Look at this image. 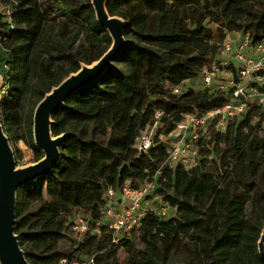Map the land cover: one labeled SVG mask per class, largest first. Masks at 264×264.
I'll list each match as a JSON object with an SVG mask.
<instances>
[{
	"label": "trees",
	"instance_id": "obj_1",
	"mask_svg": "<svg viewBox=\"0 0 264 264\" xmlns=\"http://www.w3.org/2000/svg\"><path fill=\"white\" fill-rule=\"evenodd\" d=\"M0 7V76L8 84L0 117L8 136L23 139L37 162L44 156L33 137L37 104L83 64L97 61L112 38L92 0H0ZM107 9L126 20L127 45L102 77L54 112L53 135L66 133L60 160L18 190L15 231L30 264H121L124 245L128 264H166L177 234L191 245L187 264H264L263 221L256 214L264 209V136L254 124H238L255 110L263 115L264 105L251 104L225 131L212 124L207 140L197 139L203 159L198 151L191 168L167 165L172 145L159 140L185 114L230 101L229 91L206 86L197 92L184 82L216 59L228 32L264 41V0H108ZM176 86L183 90L174 93ZM157 110L163 115L156 144L141 152L137 138L154 124ZM152 178L155 195L174 210L144 219L136 229L142 247L130 242L132 231L115 242L104 229L101 236L84 234L79 254L51 248L75 210L97 220L110 188L127 182L140 188Z\"/></svg>",
	"mask_w": 264,
	"mask_h": 264
},
{
	"label": "built area",
	"instance_id": "obj_2",
	"mask_svg": "<svg viewBox=\"0 0 264 264\" xmlns=\"http://www.w3.org/2000/svg\"><path fill=\"white\" fill-rule=\"evenodd\" d=\"M6 13L11 20V9H6ZM236 32L234 38L226 37L223 41L221 57L201 73L206 86L229 91L231 99L207 112L184 115L183 121L171 133L179 137L171 146L166 161L171 168L178 164L187 168L197 165L198 149L193 147V142L200 134L196 128L206 133L214 124L218 130L225 131L227 122L245 113L251 104L264 105V41L254 43L249 32ZM182 90L183 86H176L173 92L180 93ZM162 115L163 112L157 110L154 124L141 131L136 142L139 151L146 152L156 144ZM156 186V180L152 178L140 188H134L128 182L118 191L110 188L103 215L92 220L88 215L78 213L72 229L80 235L92 233L97 236H101L104 229L110 230L117 242L122 234L138 229L149 215L170 216L174 208L155 195Z\"/></svg>",
	"mask_w": 264,
	"mask_h": 264
},
{
	"label": "water",
	"instance_id": "obj_3",
	"mask_svg": "<svg viewBox=\"0 0 264 264\" xmlns=\"http://www.w3.org/2000/svg\"><path fill=\"white\" fill-rule=\"evenodd\" d=\"M108 0H92L96 19L105 27L111 38L109 49L92 64H83L77 72L64 78L37 104L33 117V137L44 156L27 166L17 164L11 139L5 132L0 117V264H30L15 231L18 190L21 186L47 175L57 166L61 145L66 133L53 135V114L77 90L96 82L127 45V22L107 9ZM2 77L0 76V87ZM258 249L264 257V226L258 241ZM187 264V263H176Z\"/></svg>",
	"mask_w": 264,
	"mask_h": 264
},
{
	"label": "rangeland",
	"instance_id": "obj_4",
	"mask_svg": "<svg viewBox=\"0 0 264 264\" xmlns=\"http://www.w3.org/2000/svg\"><path fill=\"white\" fill-rule=\"evenodd\" d=\"M4 2V0H2ZM2 15V9L0 7V16ZM231 32H235V31H230L228 33ZM221 49L219 50V53L217 54V57H221ZM2 77V76H1ZM184 88L188 89V88H192L197 92H205L206 90V85L203 83L202 81V77L201 75H198L197 77L191 79V80H187L186 82H184ZM8 89V84L7 82L4 81L3 77H2V85L0 87V99H1V95L6 92ZM26 111H28V108L26 109ZM263 113V112H262ZM241 122H244L245 125H249V124H254L258 127V132L261 136H264V114L261 115L260 113L258 114L257 110H255V112H252L251 115L247 118H245L244 120H238V124H240ZM214 126H210L207 134L205 132H203L202 130H200V128H196L197 131L200 134V138H204L205 140H207L208 138V133L211 131V129H213ZM163 139L159 137V140H164L168 146L170 147V142H176L179 137H177L176 140V135H173L172 137H168L165 138V135H162ZM11 137V136H10ZM11 139V143L13 145L14 151H17V164L21 167L23 166H27L31 163H35L36 159H35V153L34 150L32 148H30L26 142L21 139V140H17L15 141L13 138ZM175 140V141H174ZM199 140V139H198ZM195 140L193 142V147L197 148L199 151V141ZM212 148V147H211ZM199 155H200V151H199ZM203 157H201L200 155V160H202ZM161 175V172H159L158 177L156 176L155 178H157V180L159 179ZM253 207H251L252 210ZM78 213H84L83 211L80 210H75L74 214H78ZM73 214V215H74ZM258 216L257 218H260L263 221V226H264V209H261V211L259 209H257V213ZM72 215V216H73ZM70 216L71 218H69V220H67L64 223L63 226V230L62 232H60V235L57 236L56 239H54L50 245L51 248H55L58 247L60 249V251H62L63 253H75V254H79L81 251V245L80 242H82L81 240H83L84 238V234L80 235L76 232H74V230L72 229V225L70 226L69 221L70 219L72 220L73 217ZM255 216V214H254ZM63 234V235H61ZM139 235L140 232L139 230H135L132 231L131 233L128 234V238L130 240V242H134L137 245H139L140 247H142V245L139 243ZM172 246H173V253L172 255L168 258L167 263L166 264H176V263H180L189 258L190 253H191V245L189 243V240L187 239V237L181 235V234H177L173 239H172ZM128 248L127 246H122L119 250L118 253V259L120 260L121 264H128V252H127ZM83 258H86V256H83ZM67 261L66 260H61V262L59 264H66ZM165 262H162V264H164Z\"/></svg>",
	"mask_w": 264,
	"mask_h": 264
},
{
	"label": "crops",
	"instance_id": "obj_5",
	"mask_svg": "<svg viewBox=\"0 0 264 264\" xmlns=\"http://www.w3.org/2000/svg\"><path fill=\"white\" fill-rule=\"evenodd\" d=\"M238 32H231V33H227V38H234L236 36ZM173 135L175 134H170L168 137H172ZM168 137H165V138H168ZM161 138H163V136H161ZM176 140H177V136H176ZM175 141V140H174ZM171 144L170 145H173L175 142H170Z\"/></svg>",
	"mask_w": 264,
	"mask_h": 264
}]
</instances>
